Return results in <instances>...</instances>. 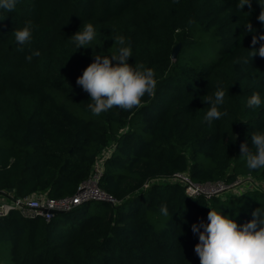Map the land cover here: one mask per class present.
<instances>
[{
  "label": "trees",
  "instance_id": "1",
  "mask_svg": "<svg viewBox=\"0 0 264 264\" xmlns=\"http://www.w3.org/2000/svg\"><path fill=\"white\" fill-rule=\"evenodd\" d=\"M260 12L257 0L242 11L238 0H18L0 12V193L71 196L113 146L99 185L117 200L49 221L11 211L0 219V254L8 247L12 264H199L191 225L206 221L209 207L238 226L252 220L264 207V169L249 170L240 145L251 148V134L264 130V106L246 107L254 92L264 95V57L251 56L264 44ZM28 22L37 26L32 41L18 45L12 33ZM89 22L96 41L77 50L71 36ZM117 34L131 44L127 62L152 68L157 85L138 107L93 115L76 80L93 54L117 50ZM218 87L225 115L202 122L203 99ZM174 172L199 183L248 175L261 183L229 200L191 198L181 184L155 180Z\"/></svg>",
  "mask_w": 264,
  "mask_h": 264
},
{
  "label": "clouds",
  "instance_id": "2",
  "mask_svg": "<svg viewBox=\"0 0 264 264\" xmlns=\"http://www.w3.org/2000/svg\"><path fill=\"white\" fill-rule=\"evenodd\" d=\"M18 0H0V12H13ZM178 3V0H173ZM252 0H238L240 11L245 5L251 7ZM261 12L257 19L264 24V0H257ZM3 19V18H0ZM191 23V20L189 21ZM246 31H253L251 23H246ZM37 27L28 22L22 28H16L12 35L18 45L24 46L31 43L33 30ZM97 29L91 23H86L72 36V43L77 50L81 47H93L96 41ZM117 50L110 55H94L93 61L77 77V85L90 96L87 105L91 114L100 115L113 107L131 110L142 103L146 94H154L157 80L154 70L143 64H129L128 58L133 57L130 42L123 35L112 36ZM264 40V34L259 36ZM257 43L253 35L252 44ZM99 43H96L97 45ZM252 52L251 56L258 53L264 57V44ZM94 52V51H93ZM38 50L25 57L28 62L33 56H39ZM225 91L218 87L214 95H207L203 101L210 105L202 118V122L211 123L220 120L225 113L219 110L224 103ZM264 106V95L254 92L246 101V107L256 109ZM251 148L249 144L240 145L241 156L245 158L249 170L264 169V130L251 134ZM243 192L240 193V195ZM207 218L191 225V230L198 235V243L194 245V252L199 257V264H264V207H258L252 213L253 219L239 225L227 215H222L209 207ZM161 213L169 215L166 205H161Z\"/></svg>",
  "mask_w": 264,
  "mask_h": 264
},
{
  "label": "built area",
  "instance_id": "3",
  "mask_svg": "<svg viewBox=\"0 0 264 264\" xmlns=\"http://www.w3.org/2000/svg\"><path fill=\"white\" fill-rule=\"evenodd\" d=\"M96 164L97 162L93 166L90 175L79 183L75 193L71 196L55 199L48 197L46 193H38L16 198L0 193V219L7 216L11 211H18L21 216L26 218L39 216L49 221L54 215L45 212L47 209L67 212L90 201H104L115 204L117 200L99 185L103 166L96 167ZM248 177L251 178L249 175L244 178L247 179ZM155 180L165 183H179L188 197H204L206 199L216 197L220 195L221 191L231 189L241 182V178H238L232 183H226L221 180L199 183L192 180L186 172H174L169 176H161ZM148 185L149 183L147 182L143 187L146 188Z\"/></svg>",
  "mask_w": 264,
  "mask_h": 264
},
{
  "label": "rangeland",
  "instance_id": "4",
  "mask_svg": "<svg viewBox=\"0 0 264 264\" xmlns=\"http://www.w3.org/2000/svg\"><path fill=\"white\" fill-rule=\"evenodd\" d=\"M113 146L109 147L107 150H105L102 155H101V158L99 160H97V164H96V167H101L103 166V160L104 158H106L107 156H109L110 152H111V148ZM239 177H242V176H239ZM245 179V178H244ZM243 178H241V182L239 185L233 187V188H229L227 190H223L220 192V195H218L220 197V199L222 200H226L231 197H235L237 196L238 194L240 195L241 192L244 193V191L246 190H251V189H254L256 187L259 186V184L261 183V180H259L257 177H253L252 178H247L244 180ZM249 193V194H247ZM245 194V196H243L244 198V201H247V199L251 196V193L250 192H247ZM233 201L235 199H232ZM92 203H94L93 201H91ZM231 202H227V204H230ZM235 221H237V218L234 219ZM0 264H12L11 260H10V251H9V248L7 247V249L5 251H3L1 254H0Z\"/></svg>",
  "mask_w": 264,
  "mask_h": 264
},
{
  "label": "water",
  "instance_id": "5",
  "mask_svg": "<svg viewBox=\"0 0 264 264\" xmlns=\"http://www.w3.org/2000/svg\"><path fill=\"white\" fill-rule=\"evenodd\" d=\"M179 47H180V43L179 42L173 47L172 53H171L172 59H175L176 58L177 52L179 50ZM45 212L51 213L53 215H58V214L64 213V211H60V210H48V209L45 210Z\"/></svg>",
  "mask_w": 264,
  "mask_h": 264
}]
</instances>
